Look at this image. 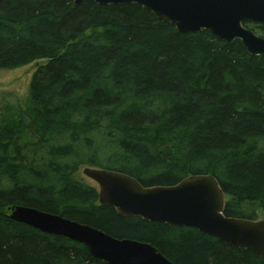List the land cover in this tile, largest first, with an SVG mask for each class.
Masks as SVG:
<instances>
[{
	"label": "trees",
	"instance_id": "trees-1",
	"mask_svg": "<svg viewBox=\"0 0 264 264\" xmlns=\"http://www.w3.org/2000/svg\"><path fill=\"white\" fill-rule=\"evenodd\" d=\"M264 37V25L245 22ZM45 60L28 99L0 94V264H107L10 218L26 206L148 243L174 264H264L196 229L118 215L84 167L144 187L211 174L225 215L264 212V57L208 32L179 33L148 8L0 0V70Z\"/></svg>",
	"mask_w": 264,
	"mask_h": 264
},
{
	"label": "water",
	"instance_id": "water-1",
	"mask_svg": "<svg viewBox=\"0 0 264 264\" xmlns=\"http://www.w3.org/2000/svg\"><path fill=\"white\" fill-rule=\"evenodd\" d=\"M83 1L73 0V4ZM90 1L103 6L137 3L179 33L208 32L228 44L239 41L249 55L264 57V37L244 25L248 21L264 25V0ZM83 174L97 185L99 205L114 209L120 216L193 228L264 259V220L227 217L226 195L211 174L153 187H144L136 178L116 171L86 167ZM9 212L15 222L80 243L92 257L107 264H174L148 243L117 239L61 214L26 206H13Z\"/></svg>",
	"mask_w": 264,
	"mask_h": 264
},
{
	"label": "rangeland",
	"instance_id": "rangeland-1",
	"mask_svg": "<svg viewBox=\"0 0 264 264\" xmlns=\"http://www.w3.org/2000/svg\"><path fill=\"white\" fill-rule=\"evenodd\" d=\"M45 63V60H38L27 66L13 69V70H0V94L11 92L18 96L20 102L25 104L28 99L29 85L35 72V69ZM85 168V167H84ZM81 168L75 178L83 183L90 186L97 187V185L92 182L83 174V169ZM258 220H264V212L258 211Z\"/></svg>",
	"mask_w": 264,
	"mask_h": 264
}]
</instances>
